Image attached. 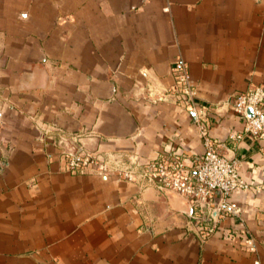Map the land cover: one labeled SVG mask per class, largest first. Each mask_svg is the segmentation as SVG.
<instances>
[{"label":"crops","instance_id":"obj_1","mask_svg":"<svg viewBox=\"0 0 264 264\" xmlns=\"http://www.w3.org/2000/svg\"><path fill=\"white\" fill-rule=\"evenodd\" d=\"M178 59L216 148L251 186L232 193L240 217L204 242L185 198L68 172L62 156L72 135L87 152L140 163L167 144L201 155L173 88ZM254 85H264V0H0V264H264V190H254L264 137L227 139L242 128L230 101ZM241 226L256 252L222 236Z\"/></svg>","mask_w":264,"mask_h":264},{"label":"built area","instance_id":"obj_2","mask_svg":"<svg viewBox=\"0 0 264 264\" xmlns=\"http://www.w3.org/2000/svg\"><path fill=\"white\" fill-rule=\"evenodd\" d=\"M170 75L182 105L192 113V122L204 147L201 155L190 157L186 148L167 144L156 157L140 163L134 154L103 157L87 152L79 137L72 135L70 147L63 151L62 156L68 172H97L104 176L116 172L119 178L140 187L152 185L185 198L190 207L192 231L200 242H204L220 230L224 218L240 217V206L232 198V193L246 191L251 186L239 175V160L219 152L216 142L210 137L209 107L196 101L197 86L188 64L182 59L176 60L170 68ZM148 92L153 93L150 89ZM230 105L241 120L242 128L230 132L228 140L238 141L245 135L254 139L264 137V85H254L235 93ZM254 190H264V185L255 186ZM222 236L228 240L240 239L243 249L256 252L255 236L245 226L225 228Z\"/></svg>","mask_w":264,"mask_h":264},{"label":"rangeland","instance_id":"obj_3","mask_svg":"<svg viewBox=\"0 0 264 264\" xmlns=\"http://www.w3.org/2000/svg\"><path fill=\"white\" fill-rule=\"evenodd\" d=\"M116 173V172H115ZM117 174V173H116Z\"/></svg>","mask_w":264,"mask_h":264},{"label":"water","instance_id":"obj_4","mask_svg":"<svg viewBox=\"0 0 264 264\" xmlns=\"http://www.w3.org/2000/svg\"><path fill=\"white\" fill-rule=\"evenodd\" d=\"M230 157H232V156H230Z\"/></svg>","mask_w":264,"mask_h":264}]
</instances>
